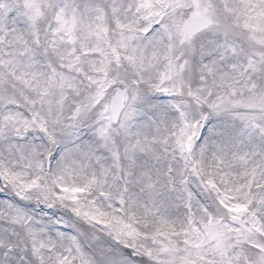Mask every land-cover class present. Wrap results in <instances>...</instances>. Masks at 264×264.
I'll return each instance as SVG.
<instances>
[{
  "label": "snow or ice",
  "instance_id": "obj_1",
  "mask_svg": "<svg viewBox=\"0 0 264 264\" xmlns=\"http://www.w3.org/2000/svg\"><path fill=\"white\" fill-rule=\"evenodd\" d=\"M0 264H264V0H0Z\"/></svg>",
  "mask_w": 264,
  "mask_h": 264
}]
</instances>
